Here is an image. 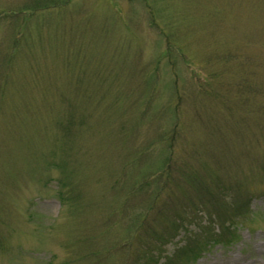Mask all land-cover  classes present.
<instances>
[{
	"label": "rangeland",
	"instance_id": "obj_1",
	"mask_svg": "<svg viewBox=\"0 0 264 264\" xmlns=\"http://www.w3.org/2000/svg\"><path fill=\"white\" fill-rule=\"evenodd\" d=\"M167 155L176 179L187 162L251 194L236 241L192 264H264V0H0V264L134 260L104 247L137 212L171 227V177L149 212L143 193L121 209Z\"/></svg>",
	"mask_w": 264,
	"mask_h": 264
},
{
	"label": "trees",
	"instance_id": "obj_2",
	"mask_svg": "<svg viewBox=\"0 0 264 264\" xmlns=\"http://www.w3.org/2000/svg\"><path fill=\"white\" fill-rule=\"evenodd\" d=\"M221 71L222 69L217 70L211 79L213 80L215 77L218 78ZM197 88L198 92H207V94H210L212 90V88L207 90L208 88H205V86H202V88L197 86ZM177 105H174L175 114L178 111ZM168 145H171V143ZM170 148L169 146L168 149ZM171 161V156L167 155L158 173L143 175L140 184L135 185L140 189L135 193H132L130 190L131 192L127 194L128 196H126L127 198L124 200L121 207V209L125 208L126 202L128 203V198L131 195L143 193V200H141L137 207L146 209V211L149 212L150 206H152L151 208L156 206L157 199L159 196L161 197V194L166 190V181L171 177L172 185L175 187H182L184 193L178 192V196L182 198H176V203L173 207L172 201L170 200H165L164 204L162 203L163 200L159 202L164 205L163 208L157 203V208L158 210L160 209L159 211L161 214L160 221L162 223L165 222V224L171 221V227L168 226V230L165 232L157 233V229H154L156 228L154 225L151 226L145 223L147 226H144L143 229L140 225L147 217L142 215L143 212H137L135 217L133 216L135 227L138 228L137 231L140 230V232H135L131 226H126L125 228L123 226L125 222H122V224L119 225L123 228L122 230L120 229L121 232L123 233L125 229V231L132 236L129 235L130 238L121 244L116 243V240L110 243V246H108L109 243H107L104 249L108 247V253L113 254L114 249L116 252L123 250L127 251L129 249L127 247H130V245L135 246L136 244L143 248L140 251L137 250L138 254H135L134 260L122 264H192L195 259L208 248L210 249L216 244L229 246L237 239L235 231L238 229V224H240L239 219L249 212L250 192H244L243 188L237 183H226L227 181L230 182V179L225 180L223 177H220V179L217 177H207L209 179H205L203 175L206 173L201 175L202 173H200L199 170L193 168V165L187 162L172 167V170L175 168L176 172H181V176L176 179L170 175V173H174L171 171ZM262 171L264 172V169ZM258 172H260V170H258ZM153 174L157 175L151 177ZM164 177L165 180H163ZM151 185L153 189L149 190ZM228 186L231 188L227 191ZM229 191L233 192V195H227ZM135 202L136 197L132 201V206L135 205ZM192 223L198 227L197 232L187 229ZM132 229L133 232H135L134 235ZM181 230H183L184 233L182 244L172 248L166 256L161 257V251L163 249L161 247L171 241L173 237H176L177 233L181 232ZM145 234L147 238L145 237L144 239L143 236ZM132 240H135V242ZM126 245L127 247H124ZM104 249L99 254V260L105 255ZM96 251L97 247H92L88 252H85V250L82 251V253L76 252L74 257L80 258L87 254L94 256L96 255V253H94ZM112 257L111 255L108 257L105 256L103 257V261L105 262ZM128 258L129 256L126 257L124 261ZM104 262H102V264H104Z\"/></svg>",
	"mask_w": 264,
	"mask_h": 264
}]
</instances>
